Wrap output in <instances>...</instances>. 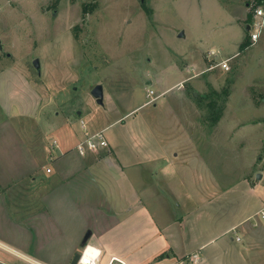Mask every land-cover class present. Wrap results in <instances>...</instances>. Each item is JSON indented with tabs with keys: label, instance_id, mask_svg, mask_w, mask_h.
<instances>
[{
	"label": "rangeland",
	"instance_id": "rangeland-1",
	"mask_svg": "<svg viewBox=\"0 0 264 264\" xmlns=\"http://www.w3.org/2000/svg\"><path fill=\"white\" fill-rule=\"evenodd\" d=\"M259 1L0 0V126L9 120L30 147L41 141L48 146L67 124L79 135L76 109H84L85 118L103 127L125 107L146 101L124 128L121 123L108 127L107 139L128 151L131 139L140 138L145 148H153L151 140L163 137L177 154L176 167L160 182L164 190L170 185L165 194L173 200L171 212L180 218L183 199L190 194L189 207L204 204L202 214L219 216L229 225L259 207V198L248 200L246 191L260 185L257 172L264 174V28L254 42L244 30L253 22L252 8ZM180 31L184 36H178ZM212 49L217 59L209 56ZM194 56L199 61L189 72L192 78L151 100L146 97L149 86L153 91L169 88L179 73L176 64L181 68ZM223 58L227 70L215 66ZM97 83L103 86L102 105L90 93ZM225 88L228 95L222 92ZM98 167L91 169L99 174ZM150 168L142 165L141 175L130 178L155 185ZM27 184L29 179L14 189V200L21 205L14 210L28 215L44 210L48 217L51 212L41 200L47 190ZM67 187L61 195L74 205L57 207L63 224L78 230L84 217L91 226L93 209L86 203L100 200L99 210L105 205L97 178L79 174ZM261 190L264 186L256 189ZM146 204L147 210L157 209ZM138 222V217L127 218L121 227L129 232ZM0 264L29 263L0 249Z\"/></svg>",
	"mask_w": 264,
	"mask_h": 264
},
{
	"label": "crops",
	"instance_id": "crops-1",
	"mask_svg": "<svg viewBox=\"0 0 264 264\" xmlns=\"http://www.w3.org/2000/svg\"><path fill=\"white\" fill-rule=\"evenodd\" d=\"M246 26L244 30L248 32ZM211 51L216 53L215 49ZM191 59L181 68L176 64L175 68L179 71L177 79L169 88L154 90V94L160 96L166 89L179 87L192 78L189 72L195 71L199 59L195 56ZM149 89L153 90V86L146 88L145 92ZM145 104L146 101L137 106L125 107L112 123L103 127L85 118L82 115L84 109H76L75 113L87 122L90 130L103 129L106 132L108 127L117 123H121L124 128L128 117L137 107ZM66 126L54 134L55 137L48 146L41 141L40 146L34 148L33 145H28L26 138L19 135L9 120L3 122V127L1 124L0 249L29 264H69L84 232L89 228L92 232L89 239L94 235L96 237H93V242L88 239L87 244L100 250L99 263L107 264L111 260L113 264H264V221L255 217L264 204V191H256L264 186L263 170L259 173L262 177L260 185L251 188L250 193L246 191L247 195L250 194L248 200L259 198L256 210L250 208L226 225L221 223L219 216L215 219L202 214L200 206L204 204L189 207V194L183 199V206L181 205L184 214L177 218V213L171 212L173 200L165 194L170 185H166L164 190L160 183L170 167H176L173 164L177 154L172 148L165 146L163 137L161 139L157 135L153 141L150 139L153 148L149 145L145 148V143L140 138L131 139L128 151L123 150L121 143L108 138L109 146L106 149L82 156L75 150L76 143L83 136L82 130L79 129V135H76L69 124ZM145 164H151L150 175L153 176L155 185H143L130 178L141 175L140 166ZM94 165L102 166L98 167L99 174L91 169ZM46 167L51 169L50 172H46ZM79 174L97 178L101 187L98 193L105 194L101 198L105 205H101L102 210H99L100 200L92 205L86 203V207L93 209H87L91 210L89 215L94 217L93 224L89 226L87 220L81 217L79 223L82 224H79L81 226L78 230L77 226L69 230L63 224L65 222L61 219L60 212H57V207L74 205L67 202L68 199L62 197L61 193L62 188L67 187ZM27 179L30 181L28 188L35 186L41 191L47 190L41 200L48 212H51L48 217H44V210L32 215L14 210L21 209V205L16 204L13 191ZM106 180H110L111 185L109 182L106 185ZM24 186L26 188V183ZM173 197L177 198L176 195ZM146 203L157 209L147 210ZM75 207L78 209L79 206ZM15 212L24 220H19L14 215ZM136 217L139 218L136 223L139 226L124 232L121 225L127 218ZM225 227L227 228L223 230ZM132 240L138 242L132 245ZM194 254L197 256L193 257Z\"/></svg>",
	"mask_w": 264,
	"mask_h": 264
},
{
	"label": "built area",
	"instance_id": "built-area-1",
	"mask_svg": "<svg viewBox=\"0 0 264 264\" xmlns=\"http://www.w3.org/2000/svg\"><path fill=\"white\" fill-rule=\"evenodd\" d=\"M253 13V22L249 23V37L252 42L256 41L259 36L260 32L264 28V0H260L259 2L255 3L252 8ZM209 56L217 58V55L214 51L209 52ZM215 66L220 67L222 70L228 69V61L227 59H223L218 61ZM214 67V66H213ZM146 96L151 100L155 98L154 91L149 89L147 90ZM79 125L82 130V138L76 143L75 150L79 155H86L87 153H94L101 149H106L109 146L107 137L105 135V131L103 129L92 131L88 128L87 122L79 118ZM46 172H50V168L46 167ZM255 217L259 220L264 221V204L262 207L257 211ZM239 240V237H236ZM197 255L194 254L193 257ZM100 257V250L91 245L86 244L84 247H81L79 250V258L77 264H100L99 263ZM107 264H113L110 260ZM121 264H125L122 263Z\"/></svg>",
	"mask_w": 264,
	"mask_h": 264
},
{
	"label": "water",
	"instance_id": "water-1",
	"mask_svg": "<svg viewBox=\"0 0 264 264\" xmlns=\"http://www.w3.org/2000/svg\"><path fill=\"white\" fill-rule=\"evenodd\" d=\"M248 29H249V26H246V30H248ZM178 36L179 37L184 36L183 31H180ZM2 50H3V46H2V43H1V40H0V51H2ZM33 64H34L35 68L39 72L40 71V66H39V60L37 58L33 59ZM90 93H91L92 97L95 99L96 103H98L99 105L103 104L104 92H103L102 84H100V83L95 84L92 87ZM256 178H260V174L259 173L256 174ZM91 233L92 232H91L90 229H86V231L84 232V235H83V237H82V239L80 240V243H79V247L80 248L84 247L87 244ZM78 258H79V251H76L72 255L69 264H77Z\"/></svg>",
	"mask_w": 264,
	"mask_h": 264
},
{
	"label": "trees",
	"instance_id": "trees-1",
	"mask_svg": "<svg viewBox=\"0 0 264 264\" xmlns=\"http://www.w3.org/2000/svg\"><path fill=\"white\" fill-rule=\"evenodd\" d=\"M243 48H244V45H243ZM222 92L225 93V95H228V90L226 88ZM212 110H214V108ZM221 111H222V109L219 108L218 112H217V115H215L214 119L212 120L213 122H216L218 120Z\"/></svg>",
	"mask_w": 264,
	"mask_h": 264
}]
</instances>
